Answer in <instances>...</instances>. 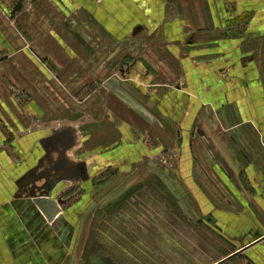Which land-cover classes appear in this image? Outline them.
Instances as JSON below:
<instances>
[{"label":"crops","instance_id":"0c3cea01","mask_svg":"<svg viewBox=\"0 0 264 264\" xmlns=\"http://www.w3.org/2000/svg\"><path fill=\"white\" fill-rule=\"evenodd\" d=\"M60 128L89 174L161 178L193 223L169 252L264 264V0H0V264H78L71 211L33 202Z\"/></svg>","mask_w":264,"mask_h":264},{"label":"rangeland","instance_id":"374dc122","mask_svg":"<svg viewBox=\"0 0 264 264\" xmlns=\"http://www.w3.org/2000/svg\"><path fill=\"white\" fill-rule=\"evenodd\" d=\"M71 130H57L65 145L57 151L53 172H63L55 178L60 184L56 194L76 222L73 257L78 264H192L202 257L197 251L169 252L171 245L182 242L177 240L178 230L193 223L169 199L158 175L109 164L89 174L84 162L76 158ZM152 160L173 172L176 155ZM163 227L170 228L172 241L166 240L169 234H163Z\"/></svg>","mask_w":264,"mask_h":264},{"label":"water","instance_id":"95a60500","mask_svg":"<svg viewBox=\"0 0 264 264\" xmlns=\"http://www.w3.org/2000/svg\"><path fill=\"white\" fill-rule=\"evenodd\" d=\"M55 135L57 139L62 138V134L60 133V131L56 133ZM64 145L61 147H64ZM53 170H54L53 168L49 169L48 173L53 172ZM62 173H63L62 171L60 172L54 171L52 174L50 173L49 174L51 176H55V175H59ZM33 202L36 204L39 211L44 216L45 220L51 223L54 222L56 216H58V214L62 210L60 207L61 202L57 199H54L49 193H46V192L41 193L38 197H35V199H33Z\"/></svg>","mask_w":264,"mask_h":264},{"label":"bare ground","instance_id":"6f19581e","mask_svg":"<svg viewBox=\"0 0 264 264\" xmlns=\"http://www.w3.org/2000/svg\"><path fill=\"white\" fill-rule=\"evenodd\" d=\"M58 217V216H57Z\"/></svg>","mask_w":264,"mask_h":264}]
</instances>
